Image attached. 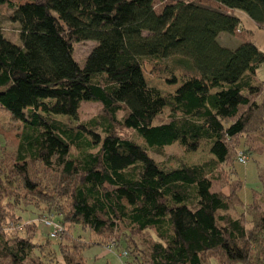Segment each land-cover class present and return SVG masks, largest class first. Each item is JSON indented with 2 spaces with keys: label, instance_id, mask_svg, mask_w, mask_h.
<instances>
[{
  "label": "trees",
  "instance_id": "obj_1",
  "mask_svg": "<svg viewBox=\"0 0 264 264\" xmlns=\"http://www.w3.org/2000/svg\"><path fill=\"white\" fill-rule=\"evenodd\" d=\"M212 1L157 11L156 0H0V112L18 137L14 162L0 167V264H52L33 239L40 218L62 227L53 237L50 226L51 238L76 225L94 237L60 243L62 264H84L93 244L122 247L138 264H264V169L248 204L236 169L240 152L264 153V50L221 38L240 31L235 11L264 29V0ZM2 9L22 44L6 35ZM85 40L96 45L81 66L75 43ZM147 64L177 88L149 84ZM85 101L104 113L79 121ZM176 143L205 156L177 165L153 156ZM37 164L56 171L59 203L10 213L29 194L50 204ZM13 185L27 195L14 200ZM29 206L39 217L23 223Z\"/></svg>",
  "mask_w": 264,
  "mask_h": 264
},
{
  "label": "rangeland",
  "instance_id": "obj_2",
  "mask_svg": "<svg viewBox=\"0 0 264 264\" xmlns=\"http://www.w3.org/2000/svg\"><path fill=\"white\" fill-rule=\"evenodd\" d=\"M18 3L27 1V0H14ZM179 0H156V9L157 11L162 10V8L168 3H175ZM184 1H195L200 2L202 4L216 6V3L212 0H184ZM4 12V30L6 35L10 37L16 44H22V40L20 38V34L18 33V24L9 20L8 15L11 13V9H2V13ZM226 34V33H224ZM222 42H224V38L222 37ZM96 42L93 40H85L75 43V59L81 66H83L86 62V59ZM144 73L149 84L160 88L164 93H169L177 88L176 85H169L166 83L164 79H161L154 74L151 73L150 65L147 64L144 67ZM180 76V73H178ZM259 78H264V64L262 68L258 72ZM104 113V107L100 102H88L85 101L81 104L79 109V121L85 122L90 121L91 119L98 117ZM133 136L132 134L130 135ZM136 138V137H135ZM140 140V139H139ZM18 137H17V122H14L12 119L8 117V114H5V111L0 112V167L4 169V166H9L12 162H14L15 153L17 149ZM243 147V145H242ZM240 149H244V148ZM170 150H168L166 155L159 154L156 152H152L153 156L158 160H166L167 158H171L169 161L170 165H177L179 163V158H189L190 161H198L201 160L204 156V152H190L184 149V147H180L178 143L168 146ZM239 149V150H240ZM241 151V150H240ZM249 160L247 163H242L239 160L236 162V169L238 178L242 180L243 189L240 193L242 200L248 204L253 201V196L255 193H261L263 191V183L261 180V173L264 169V153H254L249 156ZM187 159V158H186ZM33 169L36 173L32 174L34 179H37V188L41 189L46 187L47 193L43 195V197H48L51 199L50 204L48 205L47 200L43 201L39 196H33L29 194L26 196V190L24 188H16V185H13V199L15 200L18 197L26 196L24 201H20L19 204H11L9 207L10 213H12L15 207H24L25 203L28 201L38 206L39 208L47 209V207H55L59 203V194L58 188L62 187L60 183L57 182L56 171L48 168H44L42 165L37 164L33 165ZM16 184V183H14ZM67 186H65L66 188ZM214 190H224L226 193L229 192L228 186H223L222 181L214 182ZM56 197L51 198L53 195ZM16 199V200H17ZM19 215L22 218V222L25 223L27 221H31L39 217V210L35 206H29L27 209L19 210ZM55 220H58L59 217L55 216ZM11 222L15 223V220H11ZM65 229V227H64ZM68 233L62 240V235L58 239H54L50 237L51 227L44 224L43 218L38 220V229L36 235L34 236V241L42 244L44 247L47 245L49 248H43V255H46L47 259H50V263L56 264V258L60 261L58 264H62V255L60 250V243H64L63 248L68 249L70 245L74 244H82L83 242L79 241L78 238H82L84 241L89 242L94 237L88 231L82 229L81 226L76 225L71 230L70 227L67 226ZM71 231V233H70ZM67 232V230H66ZM65 232V233H66ZM105 243H113L111 239L106 238ZM111 241V242H110ZM52 250V251H50ZM123 248L116 247L114 245L103 246L102 244H93L92 246H88L83 251L84 264H122L125 261H128L129 264H138L133 260L132 257L123 258ZM56 256V257H55ZM31 264V263H28ZM213 264L216 262L213 261Z\"/></svg>",
  "mask_w": 264,
  "mask_h": 264
},
{
  "label": "crops",
  "instance_id": "obj_3",
  "mask_svg": "<svg viewBox=\"0 0 264 264\" xmlns=\"http://www.w3.org/2000/svg\"><path fill=\"white\" fill-rule=\"evenodd\" d=\"M217 6L218 4L216 3V7ZM235 14L241 20V26L239 28L240 31H237L232 35L221 34V38H224L225 43L233 46L242 41L253 40L261 48V50H264V29L259 27L246 13L235 11Z\"/></svg>",
  "mask_w": 264,
  "mask_h": 264
},
{
  "label": "built area",
  "instance_id": "obj_4",
  "mask_svg": "<svg viewBox=\"0 0 264 264\" xmlns=\"http://www.w3.org/2000/svg\"><path fill=\"white\" fill-rule=\"evenodd\" d=\"M240 154V158H241V161L242 162H247L248 161V158L246 155H244L242 152L239 153ZM44 223L47 224L48 226H52V232H51V235L53 237H56L59 235V233L62 231V227L53 222L52 220L48 219V218H45L44 220ZM12 227H14L15 229L18 228V229H22L23 228V225H16V223H11ZM123 258H127L128 257V252L127 251H124L123 252V255H122ZM122 264H129L128 261H125L123 262Z\"/></svg>",
  "mask_w": 264,
  "mask_h": 264
}]
</instances>
